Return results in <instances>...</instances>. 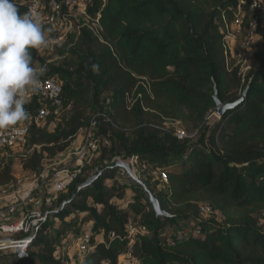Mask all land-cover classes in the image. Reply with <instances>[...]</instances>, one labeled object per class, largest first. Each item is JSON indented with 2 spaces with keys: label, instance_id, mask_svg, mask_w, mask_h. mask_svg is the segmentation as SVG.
Returning a JSON list of instances; mask_svg holds the SVG:
<instances>
[{
  "label": "trees",
  "instance_id": "trees-1",
  "mask_svg": "<svg viewBox=\"0 0 264 264\" xmlns=\"http://www.w3.org/2000/svg\"><path fill=\"white\" fill-rule=\"evenodd\" d=\"M235 5V0H91L87 15L98 19L101 34L82 27L75 47L84 56L64 59L41 74L67 83L64 105L67 90L70 102L61 120L51 115L31 126L21 168L38 174L47 159L69 149L89 124L91 107L108 95L109 111L103 105L97 109L106 113L96 132L101 165L88 176L81 169L59 191L58 206L40 210L49 217L33 233L27 256L1 250L0 264H71L74 237L86 227L87 253L81 260L77 253V264H121L129 247L137 264H264V230L255 224V214L264 211V25L244 70L224 48V18L232 20ZM16 6L19 14L29 13L25 5ZM246 11L245 34L253 12L249 6ZM259 15L264 16V0ZM30 52L35 60L37 49ZM215 89L225 104L246 94L210 123ZM40 102L45 103L35 99L25 110ZM168 120L180 121L189 136L175 137ZM102 135L107 136L101 140ZM119 158L167 172V183L156 190L134 181L153 218L151 233L129 235L132 215L139 217L143 208L136 196L122 204L124 186L111 183L122 169ZM99 170L102 174L83 186ZM14 181L12 166H2L0 187ZM150 195L170 217L156 213ZM203 206L223 215V224L199 236L179 231L169 241L164 221L173 226L189 221Z\"/></svg>",
  "mask_w": 264,
  "mask_h": 264
},
{
  "label": "built area",
  "instance_id": "built-area-1",
  "mask_svg": "<svg viewBox=\"0 0 264 264\" xmlns=\"http://www.w3.org/2000/svg\"><path fill=\"white\" fill-rule=\"evenodd\" d=\"M235 1L236 5L230 8L233 14L232 20L229 21L226 17L224 18L226 25L224 48L227 50L226 52L230 53V55L243 67V63H246L249 59L247 51L252 49L255 39L259 37V30L261 26L260 18L263 17L259 15L260 9L262 8V0ZM90 2L91 0H24L19 3L15 2V4L25 5L29 13L39 20L42 29L48 28L58 33V35L49 42L47 46L49 48L51 45L61 46L68 31L73 28L72 21H70L66 17V14H64L65 10L70 12L74 9L78 10L85 18L84 26H88L95 33V35L100 36L102 27L98 19L91 18L87 15V9ZM246 6H249V9L253 11L251 15L252 17L246 30L247 33L239 40V34L242 35L244 30L243 22L247 12ZM81 28H79L78 34L80 33ZM237 41L239 42V45L238 50L235 53L233 45ZM39 80L40 85L35 92H25L24 105H29L35 99L43 100L45 103L40 102L36 109H27L26 111L29 113V117L26 120L8 128L0 129V161L3 157L17 151L24 145L30 134L32 125L43 124L51 115L59 116L64 111L63 82L57 76L44 77L40 75ZM46 101H51L52 106L49 107ZM102 117H106V114L103 111L97 112L90 118L89 124L82 129L84 137L83 143L78 152L80 157L87 158L91 153H96L98 151L99 145L98 140L96 139V132ZM166 126L168 129H171L173 131V135L180 140L189 136L180 124V121L168 120L166 122ZM116 165L127 171L131 170L129 164L122 161L120 158L117 160ZM65 170L56 173V178L58 179L56 188L58 191L64 189L66 182L77 176V174L81 171V167L66 177L64 176ZM128 173L130 175L132 173L134 180L143 185L142 181L139 180L133 172L129 171ZM101 174V170L97 171L83 184V186L90 185ZM161 176L163 181H168L167 172H161ZM150 199L153 202L152 195H150ZM64 204L65 202H62L61 206H64ZM15 211V205H10L7 209L0 210V233L9 235V237L0 239V251L12 249L19 257H24L27 256V248L34 237L33 233L37 232L40 229L41 224L47 221L49 212L46 211L42 213L40 210L31 211L19 218L15 217L16 219L13 221L8 220L10 216L15 214ZM202 211L211 212L212 210L210 206H203ZM164 216L170 217L168 213ZM20 232L25 233L26 236L20 239H13L12 235ZM137 233V229L131 227L130 225L129 235L133 236ZM130 249L131 248L129 247L120 258L121 264H137V261L132 257ZM86 253V248L79 249L78 256L80 260L86 256Z\"/></svg>",
  "mask_w": 264,
  "mask_h": 264
},
{
  "label": "rangeland",
  "instance_id": "rangeland-1",
  "mask_svg": "<svg viewBox=\"0 0 264 264\" xmlns=\"http://www.w3.org/2000/svg\"><path fill=\"white\" fill-rule=\"evenodd\" d=\"M15 1L19 3L24 0H15ZM64 14H66V17L70 21H72L73 28L70 31H68L63 44L61 46L51 45L49 48L41 47L39 50H37L36 59L33 60V66L36 69L39 70L42 68L44 70L42 73L43 75L49 72L52 69V67L61 65L64 59L67 61L75 60V59L79 60L84 56V52L80 49H77L75 47V43L79 36L78 34L79 28L85 25V18L83 14L76 9H74L71 12L65 10ZM260 24L261 26L264 25V16L260 18ZM42 30L44 32L46 40H48L49 42L58 35L56 31L50 30L48 28ZM261 34L262 32H260L259 37L255 39V42L256 40L259 41L261 39L262 37ZM242 35L239 34V40L244 37L245 35L244 31L242 32ZM238 45H239L238 41L235 42L233 45L235 53L238 50ZM247 52L249 58L250 51ZM249 63H250L249 59L246 63H243L244 70L247 69ZM63 83L64 85L65 84L67 85V83H65L64 81ZM65 98H66V104L65 105L63 104L64 110L68 108L70 102V92L68 90L65 91ZM110 101H111V96L108 95L102 96V99L99 103V107L103 105L102 108L104 109V111L108 112ZM99 107L93 105L91 107L89 117H92L94 114H96V112H98L97 109ZM219 117L220 116L217 113H214V115H212L209 119L210 123L215 122ZM57 118L59 120L62 119L61 115ZM83 136L84 134L82 133L81 143L79 142V146L77 147L78 150L75 149V152L71 156H69V158L66 157L64 158L62 153L59 157H56L54 159H47L43 165V168L38 174L30 171H24L21 168V158L24 155L25 147H22L21 149H18L17 151L12 152L11 154H8L7 156L1 159L0 168L7 164L11 165L15 176V181L13 183L4 187H0V197H1L0 201H2V203L0 202L2 205L0 209L4 210L10 205L16 206L15 214L13 216H10L8 220L13 221L14 219L18 218L19 215H25L31 211L51 209L58 206L57 198L62 194L56 188V184L58 182V179L56 178L57 172L66 169L64 173V176L66 177L81 167V169H83L82 175L88 176L91 172L99 168V166L101 165V161L97 157L96 153H91L87 158L80 157L78 155L79 154L78 152L83 143ZM105 136L107 135L100 136V139L101 140L105 139ZM126 163L130 164L129 161H126ZM129 166L131 172H133L139 180L142 179L144 183L151 184L153 190L160 188L161 182L167 183V181L162 180V176H161V172H163L162 168L149 167L147 165H144L143 163H133L130 164ZM134 181L135 180L133 176H131L127 172V170L122 168L121 170L119 169L115 180L112 181L111 183L113 184L115 182L116 186L118 185L124 186L127 192L126 194H128V196H133V198L136 196V198L139 201V204L143 208V214L140 215L139 217L135 218L134 215H132L129 226L131 225V227L136 228L137 231L141 230L144 232L147 231L148 233H151L155 229L153 218L150 212L148 211L146 198L138 197L139 194L137 191H135L137 186L134 183ZM211 210H212L211 212L198 213L195 216V218L189 221H178V222L176 221L177 222L176 224L173 223L175 224V226H173L172 223H170V221H166V222L164 221L162 227L164 228V232L168 240L172 241L173 239H175L179 231L188 233L191 236H199L203 234L206 230H208L209 227L211 228L212 226L214 227L221 226L223 224V219H224L223 215H221L218 211L214 210L213 208H211ZM255 217H256V223H255L256 226L259 229L264 230V211L257 212L255 214ZM58 224L59 222L55 223V227ZM88 234H89V227H86V230H84L83 234L81 235L82 238L78 240L76 239L77 242H79L80 240V243L77 245L76 249H79V247L84 248L86 246L87 244L86 236H88ZM6 237H9V235L0 233V239ZM66 237L69 238L68 239L69 242H72V240H74L72 233H67Z\"/></svg>",
  "mask_w": 264,
  "mask_h": 264
},
{
  "label": "clouds",
  "instance_id": "clouds-1",
  "mask_svg": "<svg viewBox=\"0 0 264 264\" xmlns=\"http://www.w3.org/2000/svg\"><path fill=\"white\" fill-rule=\"evenodd\" d=\"M39 20L19 14L14 0H0V129L26 120L25 92H35L43 69L33 66L30 49L47 47Z\"/></svg>",
  "mask_w": 264,
  "mask_h": 264
},
{
  "label": "crops",
  "instance_id": "crops-1",
  "mask_svg": "<svg viewBox=\"0 0 264 264\" xmlns=\"http://www.w3.org/2000/svg\"><path fill=\"white\" fill-rule=\"evenodd\" d=\"M234 48V47H233ZM20 122H22V121H20ZM20 122H18V123H20ZM81 136H82V133H80L79 135H78V137H77V139L72 143V145H71V147H69V149H67L64 153H63V156H64V158L66 157V158H69V156H71L74 152H75V149H77V147L79 146V142L81 143ZM84 137V136H83ZM74 149V150H73ZM78 150V149H77ZM131 192H132V190H131ZM127 193V192H126ZM0 199H1V197H0ZM133 199V196H128V194H126V197H125V200L126 201H123L122 202V204H124V202H129L130 200H132ZM1 203H2V201H0ZM24 202V201H23ZM120 202V201H119ZM1 203H0V207L2 206L1 205ZM5 209H7V208H5ZM4 209V210H5ZM1 210V209H0ZM20 216H23V215H19V217ZM18 217V218H19ZM82 237L81 236H76V237H74V246H73V248H71V250L69 251V255L72 257L73 256V258L71 259V264H77L76 263V260H74V259H76V255H77V253H78V251H79V249L81 248V247H79V249H76L77 248V245L80 243V240H79V242H77L76 241V239L78 240V239H81ZM75 254V255H74Z\"/></svg>",
  "mask_w": 264,
  "mask_h": 264
},
{
  "label": "water",
  "instance_id": "water-1",
  "mask_svg": "<svg viewBox=\"0 0 264 264\" xmlns=\"http://www.w3.org/2000/svg\"><path fill=\"white\" fill-rule=\"evenodd\" d=\"M246 94V91L243 93V96L240 98V100H238L237 102L235 103H223L220 99H219V95H218V91L217 89H215V93H214V100L216 102V110H215V113H217L219 116H222L228 109H231V108H234L235 105L240 102L244 95ZM131 172V170H128L127 172ZM131 176H132V173H131ZM151 201V199H150ZM152 202V201H151ZM155 210H156V213L159 215H165L166 213L165 212H162L160 209H159V205L157 203V200L153 197V202H152Z\"/></svg>",
  "mask_w": 264,
  "mask_h": 264
}]
</instances>
